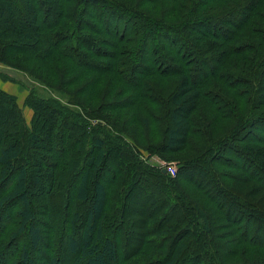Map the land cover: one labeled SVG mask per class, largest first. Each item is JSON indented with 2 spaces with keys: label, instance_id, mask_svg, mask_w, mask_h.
Instances as JSON below:
<instances>
[{
  "label": "trees",
  "instance_id": "obj_1",
  "mask_svg": "<svg viewBox=\"0 0 264 264\" xmlns=\"http://www.w3.org/2000/svg\"><path fill=\"white\" fill-rule=\"evenodd\" d=\"M163 1L159 16L139 9ZM18 55L70 78L41 82L66 104L28 91L29 125L0 89V264H225L242 245L264 250V0H0V64ZM89 74L77 93L115 92L100 110L62 89ZM122 107L166 151L197 153L173 176L145 163L139 151L160 145L103 115Z\"/></svg>",
  "mask_w": 264,
  "mask_h": 264
},
{
  "label": "rangeland",
  "instance_id": "obj_2",
  "mask_svg": "<svg viewBox=\"0 0 264 264\" xmlns=\"http://www.w3.org/2000/svg\"><path fill=\"white\" fill-rule=\"evenodd\" d=\"M122 1L130 3L131 5L139 2V0H122ZM170 5H171L170 2H167V1H163L161 4L143 3V5H139V9L153 16H159L163 12H166V10L170 7ZM50 19H51L50 17L46 18L47 21H49ZM168 20H175V16L173 15V16L168 17ZM10 62L12 63V66L0 64V89L12 95L15 98L18 106L20 107V109H22L23 115L28 125L30 123V119L32 116V110L30 109V107L24 105L23 101L25 97L27 96V93L30 89L34 91L35 96H37L38 98H42V99L53 98V99L60 100L64 104L67 103V97L64 94L46 87L41 82H46L48 83L49 86H57V85L63 84V82L61 81L70 78L69 75L65 76L61 80L56 79L55 77L50 75L48 66L45 65L46 66L45 67L39 64L38 62L28 60L26 57L21 56V55L16 56L15 59L11 60ZM57 65L58 67H63V66H66V63L57 62ZM25 71L32 73L39 81L27 75ZM92 78H93V75H90V74L85 75L83 78L79 79L78 81L76 80L73 83L66 84V86L62 85V89L66 93L68 92L73 93L76 96V98L79 101L83 102L87 107L100 110V107H102L103 105L107 103H110L107 101H110V99L114 98L115 92H113V95L111 94L113 97L110 96L108 98V96L106 95V90L110 88V83H108L106 84L105 87L103 88L100 87V90H98L97 97L91 94L92 92L90 93L78 92L77 93V90H79L83 86L85 87L87 83H89L92 80ZM120 87H123V86L121 84H118L117 88H120ZM124 97H127V96L121 95L120 97L117 98L118 100L114 99L112 101H122ZM87 100L88 102L86 104L85 102ZM69 107L71 108V110H74V111H77L79 109L75 107L74 105H69ZM200 111H201V108L196 111L198 115ZM103 115L105 116V118L113 122L115 125L122 126V127L124 126L125 128H128V131L126 132L136 137L140 144L144 145L147 142L146 139L147 140L150 139L151 141L158 143V145H160V148H159L160 150H158V151H161L160 153L149 154V152L146 150L139 151L140 158L145 163L149 164L150 166L159 168L158 166L161 161L173 162L177 166V162L175 161V159L177 158L183 159V158L191 157L195 155V153H197V151L195 150H192V151L189 150L188 152L190 153V155L185 157L186 155H184V152L171 153V152L166 151L164 149V145H163L164 142H163V138L161 137V134L150 135L148 137L147 135L142 134L141 128L136 124V121L133 118L134 113L129 108L126 109L122 107L119 109L112 110L109 113L104 112ZM216 125L217 126L213 128L215 131L214 136H213L214 139H216V137H218V135L223 130L222 128L223 123H221V125L220 123H217ZM143 135L145 136L144 139L142 137ZM195 144L197 145L199 149L200 147L201 149H203V146L199 144L198 142H195ZM109 178L110 176H108V179ZM188 188L190 190L187 193L194 201L198 202L199 204H203V205L206 204L207 206H210V203L207 201V199L204 197V195L200 191L192 187H188ZM210 208L212 209L211 206ZM8 211H9L8 207H5L2 212L1 223H3L6 219L10 218ZM69 216L70 215L68 214L66 216V219ZM14 228L15 226L10 227L8 231L6 230L7 233ZM122 235L125 236V228L123 227L121 228V236ZM240 247L241 248H240L239 254H237L236 256L232 258H229L228 256L225 258V261H224L225 264H242L243 260L245 259L255 260V259L264 257V250H261L254 246H248L246 244ZM127 248L128 247H125V249ZM42 252L43 251L40 250L38 253H42ZM37 257H39V255L33 254L32 258L36 259ZM253 262H256V260Z\"/></svg>",
  "mask_w": 264,
  "mask_h": 264
},
{
  "label": "built area",
  "instance_id": "obj_3",
  "mask_svg": "<svg viewBox=\"0 0 264 264\" xmlns=\"http://www.w3.org/2000/svg\"><path fill=\"white\" fill-rule=\"evenodd\" d=\"M160 169H165L170 175H175L177 171V166L173 162L161 161L158 166Z\"/></svg>",
  "mask_w": 264,
  "mask_h": 264
},
{
  "label": "water",
  "instance_id": "obj_4",
  "mask_svg": "<svg viewBox=\"0 0 264 264\" xmlns=\"http://www.w3.org/2000/svg\"><path fill=\"white\" fill-rule=\"evenodd\" d=\"M162 172H163V173H166V170H165V169H162Z\"/></svg>",
  "mask_w": 264,
  "mask_h": 264
}]
</instances>
